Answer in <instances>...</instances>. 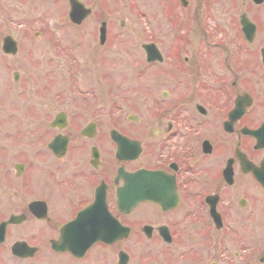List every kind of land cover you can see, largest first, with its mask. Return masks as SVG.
Wrapping results in <instances>:
<instances>
[{
  "label": "flooded vegetation",
  "instance_id": "1",
  "mask_svg": "<svg viewBox=\"0 0 264 264\" xmlns=\"http://www.w3.org/2000/svg\"><path fill=\"white\" fill-rule=\"evenodd\" d=\"M16 1L0 0L2 97L42 98L23 130L0 133V264H131L134 252L135 264H264L263 29L242 10L264 0H155L173 33L124 52L119 71L107 21L102 40L99 26L68 46L56 32L104 7L75 22L46 16V0ZM97 59L125 127L90 100Z\"/></svg>",
  "mask_w": 264,
  "mask_h": 264
},
{
  "label": "rangeland",
  "instance_id": "2",
  "mask_svg": "<svg viewBox=\"0 0 264 264\" xmlns=\"http://www.w3.org/2000/svg\"><path fill=\"white\" fill-rule=\"evenodd\" d=\"M5 2H14V4L17 2L16 0H3ZM40 1V0H39ZM52 1L55 0H46V8L48 9L46 16L50 17L54 20H62V18H66L68 20V2L65 1H59L58 7L51 5ZM85 3L89 4V6H93L94 3H97V7H104L105 11H100L99 9L95 8L93 6V12L92 15L84 22V25L80 28H76V30H71V26H66L61 29L57 30L58 37L61 38L64 42L67 43L71 40H74L78 35L85 36V39L88 41L91 39L92 36L97 37L98 34V26L99 22L101 20H105L108 23V30L111 32L116 38L120 41L114 42L113 47L110 48V52L112 54L111 58L113 60V69L116 71L122 70L125 66V59H124V52H131L133 49L140 50V45L143 42H147L152 39H156V37L160 35H169L172 34L169 22H167L170 19V16L168 14L167 9H164L166 11L167 15H164V11H159L156 9L152 4L155 2V0H83ZM220 1V0H219ZM42 2V1H41ZM101 2H106L108 6L100 5ZM44 3V2H42ZM206 3H210V6H214V4L218 5V0H206ZM50 4V5H48ZM110 7V8H109ZM248 7V9H246ZM109 8V9H108ZM242 10L246 11L248 16L252 18H257L259 21V25L262 26V29L260 33H258L257 38V45L254 50H259L260 47L264 45V4L261 6L252 7V4L250 6L246 4V6H242ZM251 8V9H250ZM217 9V7H215ZM45 7L43 6L42 12L44 13ZM16 16L20 15V12L15 13ZM124 20V25H121V21ZM159 21V22H158ZM217 20L212 21L210 19L209 25L216 24ZM51 26L49 28H53L55 25L53 23L50 24ZM71 25V23H69ZM58 27V26H57ZM161 29V30H160ZM212 32V31H211ZM72 38H71V37ZM97 41V38H96ZM94 45H98V43L93 42ZM68 46V45H67ZM93 50L95 52L92 56H95L97 52L101 53V48H97ZM212 49V48H211ZM91 52V49L88 53ZM88 56H91V54H88ZM144 61V59H142ZM87 65L90 67V65L87 63ZM91 67L97 68V74L95 75V83L92 81V96H90V100H92L93 105L102 107V110H104L105 114L107 113L108 109H111L110 106L113 105L114 110L112 114H108L111 117H119L120 121H123L122 127H125L124 122V116L128 112V109L124 107L123 104V98L122 95H114L111 94L112 91H110V87H113V85L109 84V82L105 79H103L102 75H100V72L105 70V68L100 64V62L95 60ZM107 68V67H106ZM96 72V71H95ZM12 80L11 74L6 73H0V79L3 81L5 79ZM81 80V84H83ZM83 87V86H82ZM84 88V87H83ZM18 91L25 90V87H21V84L17 85ZM5 87L0 86V114L2 116L11 117L8 124H4L3 122H0V133L7 132L10 133L11 130L15 129L13 131H18L17 128V120L19 121V127L20 130H23L24 128H21L23 123H29L32 122V119L27 117V108L33 104V101L35 102L34 98L41 99V96H35L30 92L31 90L26 91V93L20 92V97H15L14 93L8 95L6 99L2 97L5 94ZM57 91V90H55ZM110 91V93H109ZM40 92L37 95H40ZM114 93V92H112ZM33 98V99H30ZM50 98V97H49ZM72 94L71 92L68 93L65 91V99H71ZM89 98V97H88ZM207 98V95H206ZM106 105V106H105ZM94 106V107H96ZM70 106H66L68 108ZM41 108V106H40ZM30 110V109H29ZM114 118L111 120L108 118L106 121H101L99 123V127L101 126L100 130L108 131L113 125ZM21 124V125H20ZM33 124H30L31 131H37L36 129L32 130ZM7 126V127H6ZM10 126L12 129H10ZM43 125L39 124L37 127L41 129ZM120 126V127H121ZM200 134V133H199ZM258 240L264 241V234H257ZM147 243V241H146ZM229 244V242H227ZM262 246V245H261ZM258 246V247H261ZM236 248V245L233 244L231 246V249ZM145 262L148 259H152L149 261L155 260L154 256H148L145 257ZM138 259V255L136 252L133 253L131 264H135L136 260Z\"/></svg>",
  "mask_w": 264,
  "mask_h": 264
},
{
  "label": "water",
  "instance_id": "3",
  "mask_svg": "<svg viewBox=\"0 0 264 264\" xmlns=\"http://www.w3.org/2000/svg\"><path fill=\"white\" fill-rule=\"evenodd\" d=\"M261 1V0H258ZM71 3V10H70V16L73 20L75 21H80L83 18H85L88 13H89V9H86L83 4L77 0H70ZM243 22L248 26V21L246 20L245 17L242 18ZM104 25V23L102 24ZM101 40L104 37V27L101 26ZM248 35H250V32L247 33Z\"/></svg>",
  "mask_w": 264,
  "mask_h": 264
}]
</instances>
